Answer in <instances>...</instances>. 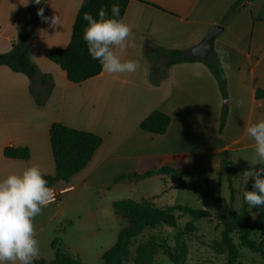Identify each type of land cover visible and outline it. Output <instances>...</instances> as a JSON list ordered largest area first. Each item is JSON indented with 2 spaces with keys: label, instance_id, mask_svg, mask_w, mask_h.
Wrapping results in <instances>:
<instances>
[{
  "label": "crops",
  "instance_id": "obj_1",
  "mask_svg": "<svg viewBox=\"0 0 264 264\" xmlns=\"http://www.w3.org/2000/svg\"><path fill=\"white\" fill-rule=\"evenodd\" d=\"M240 1L223 24L226 14ZM34 3L0 0V53L9 52L20 37L27 39L32 61L52 77L54 87L40 106L26 75L0 67V178L33 164L48 176L56 174L50 141L54 123L100 136L102 143L88 165L69 181L54 185H73L74 190L43 208L33 224L39 246L36 259L42 255L41 248L62 241L60 230L79 222L82 239H72L79 246L77 259L103 264V255L125 228V218L113 206L121 199L110 193L132 184H114L115 178L163 166L185 168L188 175H218L223 152H229L232 159L236 153L255 149L247 127L264 120V97L257 98L258 90L264 91V0H131L123 19L132 28L130 38L136 47L119 54L122 60L138 61L139 67L133 73L102 71L80 84L69 82L46 54L69 45L83 0H42L39 9L43 8L49 22L37 14L31 26ZM54 15L61 18L60 25L50 24ZM217 25H223L224 30L215 40L214 51L222 62L228 91L222 132L226 102L208 66L201 62L173 65L160 85H153L149 79L153 62L147 55L159 47L191 54ZM32 88L46 96L41 85ZM155 110L171 118L162 135L140 129L141 122ZM6 147L28 148L30 158H6ZM93 199H98L97 203L89 206ZM103 199L112 210L102 212L99 203Z\"/></svg>",
  "mask_w": 264,
  "mask_h": 264
},
{
  "label": "trees",
  "instance_id": "obj_2",
  "mask_svg": "<svg viewBox=\"0 0 264 264\" xmlns=\"http://www.w3.org/2000/svg\"><path fill=\"white\" fill-rule=\"evenodd\" d=\"M131 0H83L81 8L77 14L72 37L69 45L62 48L49 50L46 58L56 64L66 73L67 79L73 84H80L102 73L101 65L98 61L91 59L87 46L83 41V30L87 22L83 19L84 14L91 13L94 17L98 15V11L104 7L111 13V6L118 4L120 7V15L124 18L127 7ZM241 4L237 2L232 6L226 14L223 24L228 19L229 15ZM151 5V4H150ZM153 7L159 8L156 5ZM160 9V8H159ZM31 48L29 41L20 37L12 46V49L7 53H0V67L6 66L16 73L26 75L31 81V92L35 97L36 103L42 106L48 94L54 87L52 77L43 74L38 66L32 61ZM148 57L153 64L150 67L149 79L153 85H160L166 78L168 70L176 64L201 62L208 66L218 82L221 94L225 99H228L227 78L222 65V62L216 52L207 60H200L193 57L187 51L168 50L165 48H156L155 52L148 53ZM163 59V60H162ZM162 62V65L159 63ZM33 84H39L46 90V96L42 97L33 91ZM264 97V91L258 90L257 98ZM227 105L224 106L220 130L223 131L227 120ZM171 123V118L166 113L155 110L140 124V129L155 135L166 133ZM50 141L52 153L56 166V174L54 176L46 175L49 186H54L59 181H69L74 175L82 171L92 160L94 154L102 143V138L92 132L74 129L60 123H54L50 128ZM4 156L10 159L28 160L30 152L25 147H6ZM261 166H264L262 164ZM243 169V164L234 167L231 161L230 153L225 151L222 154V170H225L229 175L238 173ZM186 173L185 168L176 166H163L157 170L147 172L135 171L130 174L122 175L114 179V184L132 183L144 180L154 175H166L177 178L179 180L177 188L186 189L198 195L200 199L213 198L222 204L226 205L227 201L224 198L216 196L212 190H205L203 187L188 184L183 180ZM252 185V184H251ZM251 190V186L249 188ZM145 200V199H144ZM114 210L123 217L127 216L132 222L138 217L136 208H152L149 202H135L132 200H120L113 204ZM176 210L183 214L190 215L193 219H203L210 217V213L206 210L193 209L189 206L177 205ZM257 215L254 218L249 212V206L243 198V206L240 212L229 210L228 215L230 220L224 222L223 239L220 242H214L213 248L220 253L226 252L228 255V263L233 264L239 258L238 246H236L231 238L232 233L238 235L239 245L250 250L253 253L260 254L264 260V237L261 242L252 239L255 231L264 232V207L257 208ZM143 217V216H142ZM144 221H139L132 225L126 231H122L116 244L105 252L103 255V264H123V258L126 253L128 241L133 236L137 235L145 226H148ZM57 241V240H56ZM54 241L52 249L54 250ZM170 255V252H168ZM34 264H45L42 261L34 260ZM54 264H85L81 260H73L65 255L57 254V260Z\"/></svg>",
  "mask_w": 264,
  "mask_h": 264
},
{
  "label": "rangeland",
  "instance_id": "obj_3",
  "mask_svg": "<svg viewBox=\"0 0 264 264\" xmlns=\"http://www.w3.org/2000/svg\"><path fill=\"white\" fill-rule=\"evenodd\" d=\"M227 105L228 99L224 100ZM255 149L244 153H236L231 159L234 167L243 164V169L238 173L229 175L225 170L220 174L203 176L201 173L184 174L183 180L188 184L212 190L216 196L224 198L227 204L209 198L200 199L195 193L176 186L179 180L166 175H154L138 182H132L110 193L111 197L135 202H149L152 208H136L138 217L132 222L125 216V228L128 230L133 224L144 221L148 226L135 236L130 238L123 258V264H229L226 252L220 253L213 248L214 242L223 239L224 222L229 221V210L240 212L243 206L245 190H249L252 180L245 185L244 171L251 167L250 161L254 157ZM257 167H260L259 165ZM204 178V179H203ZM204 181V182H203ZM126 184V183H125ZM109 197L107 200H109ZM145 199V200H144ZM98 199L90 201L89 206L97 203ZM177 205L189 206L193 209L206 210L210 217L195 220L190 215L183 214L175 209ZM102 212L110 211V205H106L103 199L99 203ZM84 210L90 208H83ZM92 209V208H91ZM257 208H249V212L255 218ZM143 216V217H142ZM79 222L74 226L67 225L65 230H60L57 240L52 244L41 248L42 255L37 261L45 264H54L57 254L65 255L76 260L75 245L72 239H82L83 233L78 229ZM231 238L239 250V258L233 264H264L260 254L239 245L238 235L232 233ZM263 231H255L252 239L261 242ZM71 249L68 252L65 246ZM170 252V255L169 253ZM34 264V263H33ZM87 264H102L97 260H89Z\"/></svg>",
  "mask_w": 264,
  "mask_h": 264
},
{
  "label": "clouds",
  "instance_id": "obj_4",
  "mask_svg": "<svg viewBox=\"0 0 264 264\" xmlns=\"http://www.w3.org/2000/svg\"><path fill=\"white\" fill-rule=\"evenodd\" d=\"M34 2L40 3V0ZM38 15L49 22L43 8L38 10ZM83 19L87 22L83 41L91 59L98 61L104 72L133 73L137 70L138 61L122 60L119 54L136 44L130 38L132 28L121 17L118 4L111 6L110 14L102 7L97 16L86 12ZM50 24L60 25L61 18L54 15ZM247 133L255 142V151L251 167L244 171L245 185L252 180L251 190H245L243 198L250 209L261 208L264 207V166H261L264 164V120L248 126ZM46 175L39 165L33 164L22 172L0 178V264H33L38 256L33 220L56 199Z\"/></svg>",
  "mask_w": 264,
  "mask_h": 264
},
{
  "label": "water",
  "instance_id": "obj_5",
  "mask_svg": "<svg viewBox=\"0 0 264 264\" xmlns=\"http://www.w3.org/2000/svg\"><path fill=\"white\" fill-rule=\"evenodd\" d=\"M40 3H34L32 10L29 15V24L33 26L36 22ZM224 30L223 25H217L211 30L203 41L191 50V55L200 60H207L214 52V43L218 35Z\"/></svg>",
  "mask_w": 264,
  "mask_h": 264
},
{
  "label": "built area",
  "instance_id": "obj_6",
  "mask_svg": "<svg viewBox=\"0 0 264 264\" xmlns=\"http://www.w3.org/2000/svg\"><path fill=\"white\" fill-rule=\"evenodd\" d=\"M52 187L54 188V190H55V192H56V199H55V201L52 202V203H57V202H59L60 197H61L64 193H66V192H68V191H72V190H74V186H73V185H67V186L64 187V188H56V187H54V186H52ZM52 203H50V204H52Z\"/></svg>",
  "mask_w": 264,
  "mask_h": 264
}]
</instances>
